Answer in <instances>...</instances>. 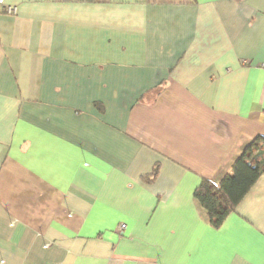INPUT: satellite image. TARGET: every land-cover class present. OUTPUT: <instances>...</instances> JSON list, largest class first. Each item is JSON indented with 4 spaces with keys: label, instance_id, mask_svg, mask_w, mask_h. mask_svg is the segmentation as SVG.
Segmentation results:
<instances>
[{
    "label": "crops",
    "instance_id": "1",
    "mask_svg": "<svg viewBox=\"0 0 264 264\" xmlns=\"http://www.w3.org/2000/svg\"><path fill=\"white\" fill-rule=\"evenodd\" d=\"M6 3L0 264H264V175L193 198L264 137V0Z\"/></svg>",
    "mask_w": 264,
    "mask_h": 264
},
{
    "label": "trees",
    "instance_id": "2",
    "mask_svg": "<svg viewBox=\"0 0 264 264\" xmlns=\"http://www.w3.org/2000/svg\"><path fill=\"white\" fill-rule=\"evenodd\" d=\"M155 174L156 169L151 176ZM261 175H264V137L257 136L218 185L201 180L193 198L205 212L211 228H220Z\"/></svg>",
    "mask_w": 264,
    "mask_h": 264
},
{
    "label": "built area",
    "instance_id": "3",
    "mask_svg": "<svg viewBox=\"0 0 264 264\" xmlns=\"http://www.w3.org/2000/svg\"><path fill=\"white\" fill-rule=\"evenodd\" d=\"M0 14L14 16L16 14V8L6 3V0H0ZM126 228L124 224L118 227L119 231H123Z\"/></svg>",
    "mask_w": 264,
    "mask_h": 264
}]
</instances>
